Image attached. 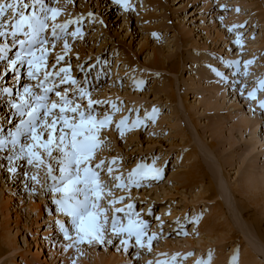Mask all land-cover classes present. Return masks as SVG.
Returning a JSON list of instances; mask_svg holds the SVG:
<instances>
[{
	"label": "rangeland",
	"instance_id": "rangeland-1",
	"mask_svg": "<svg viewBox=\"0 0 264 264\" xmlns=\"http://www.w3.org/2000/svg\"><path fill=\"white\" fill-rule=\"evenodd\" d=\"M30 4L88 23L53 49L109 69L93 96L106 116L43 117L33 82L0 62V122L28 132L0 135V264H264V0ZM92 164L103 182L88 193L78 178ZM89 194L103 197L95 216L60 213ZM113 203L147 221L141 237L107 231Z\"/></svg>",
	"mask_w": 264,
	"mask_h": 264
},
{
	"label": "bare ground",
	"instance_id": "bare-ground-1",
	"mask_svg": "<svg viewBox=\"0 0 264 264\" xmlns=\"http://www.w3.org/2000/svg\"><path fill=\"white\" fill-rule=\"evenodd\" d=\"M38 22V24H39V26H43V22L42 21H37ZM3 50H5V49H3ZM171 68L172 69H175L176 68V66L175 65H171ZM12 87V86H11ZM90 99V98H89ZM92 100V99H91ZM23 103V102H22ZM41 107V106H40ZM33 119V118H32ZM86 120V119H85ZM85 120L83 121V122H85ZM90 122V121H89ZM244 122V121H243ZM20 131V130H19ZM88 132V131H87ZM21 133V132H20ZM52 133V132H51ZM51 135V134H50ZM12 140V139H11ZM14 140V139H13ZM42 146V145H41ZM64 148V147H63ZM87 150V149H86ZM69 156V155H68ZM72 156V155H71ZM74 157V156H73ZM79 166V165H78ZM68 170H69V168H68ZM81 173V172H80ZM70 175H71V173H70ZM74 176V175H73ZM66 178V177H65ZM72 178V177H71ZM75 178V179H74ZM72 179H74V182H75V180L77 181V177L75 176V177H73ZM74 182L72 181V186H73V184H74ZM69 185V184H68ZM71 186V185H70ZM69 187V186H68ZM83 187V186H82ZM72 187H69V190L71 189ZM73 189V188H72ZM87 191V190H86ZM84 194V193H83ZM82 196V195H81ZM75 197V195H73V196H70V198H66V200L64 201V203H66V205H67V207H70L71 209H66V210H63V212H60V213H62V215H64V214H66V215H69L70 217H69V220L70 221H73V217H74V215H73V213H74V209H73V207H74V203H76V207L77 206H79L80 207V209L82 210V206L84 205V201H81L80 200V197H78V196H76L77 198H74ZM88 196L86 195L85 197H84V199L85 198H87ZM80 200V201H75V200ZM63 200L61 199V201H58V207H60V208H62L63 206ZM66 205H65V207H66ZM62 206V207H61ZM84 207V206H83ZM64 213V214H63ZM82 214V213H81ZM76 215H78V214H76ZM80 215V214H79ZM75 218H76V216H75ZM74 218V219H75ZM78 218V217H77ZM76 218V219H77ZM74 222V221H73ZM72 222V223H73ZM76 222V221H75ZM96 222V218L95 217H93L92 216V219H91V224L93 225L94 223ZM64 224V223H63ZM94 228H92V231H94L93 230ZM64 231H65V229H64ZM89 231V230H88ZM92 231L90 230V232L92 233ZM89 232V233H90ZM4 243V242H3Z\"/></svg>",
	"mask_w": 264,
	"mask_h": 264
}]
</instances>
